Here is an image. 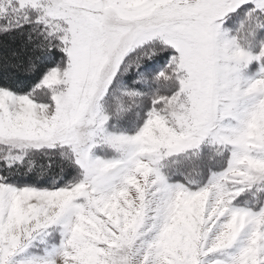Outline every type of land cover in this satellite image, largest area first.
I'll return each mask as SVG.
<instances>
[{"label":"snow or ice","instance_id":"6c2138e0","mask_svg":"<svg viewBox=\"0 0 264 264\" xmlns=\"http://www.w3.org/2000/svg\"><path fill=\"white\" fill-rule=\"evenodd\" d=\"M0 264H264V0H0Z\"/></svg>","mask_w":264,"mask_h":264}]
</instances>
